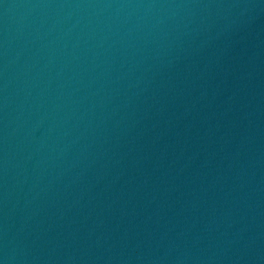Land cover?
I'll return each instance as SVG.
<instances>
[{"label":"water","instance_id":"water-1","mask_svg":"<svg viewBox=\"0 0 264 264\" xmlns=\"http://www.w3.org/2000/svg\"><path fill=\"white\" fill-rule=\"evenodd\" d=\"M0 264H264V0H0Z\"/></svg>","mask_w":264,"mask_h":264}]
</instances>
